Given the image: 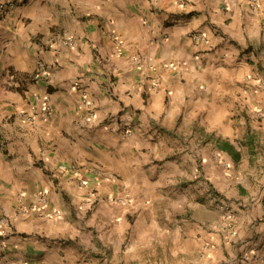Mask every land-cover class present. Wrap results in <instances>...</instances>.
Here are the masks:
<instances>
[{
    "label": "crops",
    "instance_id": "crops-1",
    "mask_svg": "<svg viewBox=\"0 0 264 264\" xmlns=\"http://www.w3.org/2000/svg\"><path fill=\"white\" fill-rule=\"evenodd\" d=\"M2 214L0 264H264V0L0 13Z\"/></svg>",
    "mask_w": 264,
    "mask_h": 264
},
{
    "label": "built area",
    "instance_id": "built-area-1",
    "mask_svg": "<svg viewBox=\"0 0 264 264\" xmlns=\"http://www.w3.org/2000/svg\"><path fill=\"white\" fill-rule=\"evenodd\" d=\"M23 1H28V0H8V1H5V2H0V13H2V14L8 13L17 3L23 2ZM251 1L255 2V0H251ZM194 38H196L197 40L199 39L198 36H194ZM44 68L45 67H44L43 63H40L38 65V71H37V75L36 76L41 74V72L44 70ZM38 109H39V112H41L44 115H48V114L52 113L53 107H52V104H51L50 97L48 95H44V96L39 98ZM35 116H36V113L35 112L32 113L31 117L35 118ZM127 127L128 126H126V125L124 127V132L125 133L129 132ZM112 130H114V129L112 128ZM57 169H58V171L60 173H65V172H67L69 170L70 171H75V170H77V167L74 164H72L70 166L61 164V165L58 166ZM107 201L115 203V204L126 205V204H129L130 200H129V197H126V196L112 195V196H108L107 197ZM43 203H46V200H45L44 197H42V204ZM55 215L57 216V213H55ZM48 216H50V214H48ZM4 221H2V222L4 223ZM4 225H6V224L4 223Z\"/></svg>",
    "mask_w": 264,
    "mask_h": 264
},
{
    "label": "rangeland",
    "instance_id": "rangeland-1",
    "mask_svg": "<svg viewBox=\"0 0 264 264\" xmlns=\"http://www.w3.org/2000/svg\"><path fill=\"white\" fill-rule=\"evenodd\" d=\"M33 119H35V118H33ZM168 186H170V187H172L173 185L172 184H170V185H168ZM42 197H44L45 198V200H46V203H43L42 204ZM41 197V199H40V201H41V205H42V208H41V212L46 216H48V214H50V216H48V218H61V213L60 212H58V211H49V213L47 212V211H45V205L47 204V198H46V196L45 195H43ZM129 204H131L132 203V200L129 198ZM129 204H126V205H129ZM120 205V204H119ZM48 213V214H47ZM55 213H57V216L55 215ZM46 216V217H47ZM131 218V217H130ZM134 218V217H133ZM5 220V221H4ZM131 220V219H130ZM2 221H4V223L8 226V227H10L11 229H12V225H11V222H10V218L7 216V215H1L0 216V227L1 226H4V223L2 222ZM169 224V223H168ZM169 230L170 229H168L167 231L168 232H166V237H168L169 235H171L170 233L171 232H169ZM6 239H8V236H7V234L6 233H4L3 232V229L2 228H0V259H1V257L4 255V251L5 250H3L5 247H6V243H5V241L4 240H6ZM165 243H167V245H169L170 244V242H169V240H167ZM130 244H132V238H130L129 236H128V238L125 240V242L123 243V245H122V249L119 251V252H113V253H111V256L112 255H114V254H117V255H119V257L118 258H120L121 259V264H134V263H136V259H134L133 258V255H134V252L132 251V252H130V254L128 253V251L126 252V247L127 248H129L130 247ZM124 251V252H123ZM147 251V253L149 254V253H151L152 252V250H151V248H149L148 250H146ZM151 251V252H150ZM126 255H127V260H125V261H122V258L123 257H126ZM156 255V254H155ZM160 255V254H159ZM157 256H158V254H157ZM152 257V256H151ZM151 257H149L148 256V258L147 257H145V260H147V259H149V258H151ZM154 257V256H153ZM159 257V256H158ZM163 258V257H162ZM124 260V259H123ZM144 260V261H145ZM169 263H171V264H181V263H179V261L177 260V259H175V257L174 258H169ZM144 264H146V263H144ZM191 264H193V262L191 263ZM194 264H197V260L194 262Z\"/></svg>",
    "mask_w": 264,
    "mask_h": 264
}]
</instances>
